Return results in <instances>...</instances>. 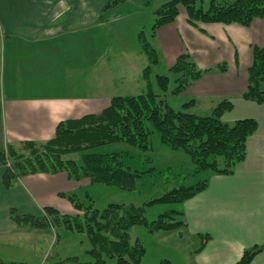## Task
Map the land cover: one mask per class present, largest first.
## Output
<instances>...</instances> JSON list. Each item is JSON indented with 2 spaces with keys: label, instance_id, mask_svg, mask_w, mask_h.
<instances>
[{
  "label": "crops",
  "instance_id": "0c3cea01",
  "mask_svg": "<svg viewBox=\"0 0 264 264\" xmlns=\"http://www.w3.org/2000/svg\"><path fill=\"white\" fill-rule=\"evenodd\" d=\"M147 1L0 0V152L9 144L49 140L61 121L99 113L114 96L145 91L143 71L149 59L139 39L138 44L127 43V28L121 24L152 10ZM166 1L153 0V9ZM145 24L133 27L137 38ZM108 26L115 35L110 49L99 41L106 40L103 30ZM152 41L169 68L183 53H189L202 69L225 62V71L203 73L190 86V93L211 98L212 107L229 98L233 108L222 115L225 122L253 118L258 124L247 139L246 157L235 171L207 173V188L179 203L186 222L184 235L155 234L170 252L165 257L159 253L153 264L164 258L173 264H236L246 249L259 245L263 249L250 264H264V102L242 97L253 48L264 46V19L257 18L250 25L199 22L195 26L181 8ZM3 173L0 161V179ZM91 184L89 178L73 180L66 172H58L30 174L14 187L2 188L0 239L6 240L0 248L14 252L21 247L23 251L27 244H20L19 239L20 245L14 244L11 237L43 236L52 230L15 223L13 209L41 215L46 206H52L73 214L75 206L61 194ZM206 234L210 238L197 251Z\"/></svg>",
  "mask_w": 264,
  "mask_h": 264
},
{
  "label": "trees",
  "instance_id": "16d2710c",
  "mask_svg": "<svg viewBox=\"0 0 264 264\" xmlns=\"http://www.w3.org/2000/svg\"><path fill=\"white\" fill-rule=\"evenodd\" d=\"M153 0L146 6L152 9L154 19L150 33L141 29L138 39L142 51L149 59L144 68L146 89L140 94L117 95L110 105L99 113L86 114L80 118L61 121L55 136L49 140L22 141L9 144L0 152L4 173L0 179V190L17 185L21 178L37 173L66 172L73 180L89 178L91 183L115 185L122 190H134L137 178L156 170H132L124 158L135 154L149 153L152 149L151 133L146 121L153 123L159 132L161 142L173 150L188 153L199 172L232 174L239 162L245 159L247 139L257 129L253 118L239 119L228 123L221 116L233 108L229 98H222L212 107L209 115H198L189 111L195 100L184 104L183 109H174L167 103L166 91L171 77L157 74L159 91L150 80L152 64L159 57L152 44L157 30L173 22L185 8L188 21L198 26L199 22L239 23L250 25L255 19H264V0H168L153 9ZM111 6V5H110ZM225 62L213 68L202 69L183 53L170 67L177 86L173 94L182 92L207 71H225ZM242 97L257 103L264 102V46H254L253 59L248 67L247 88ZM126 143L121 150L102 152L98 149L108 145ZM140 150V153L136 149ZM148 159V157H147ZM160 171V170H159ZM208 179L191 185H180L152 199L145 205L111 203L104 208L93 204L84 206L74 194H64L82 214H64L52 206H46L43 214H16L11 218L19 225L27 223L35 228L64 227L87 235L91 248V260H81L78 256L64 261L70 264H108L107 257H115L117 264H140L146 247L139 238L132 239L130 230L138 224L145 225L151 232H177L183 236L186 228L183 211L170 208L156 219L146 217V205L154 203H182L205 190ZM203 241L197 248L202 249L210 235H202ZM263 249V245L246 249L236 264H250L253 257ZM0 264H28L9 261L0 257ZM159 264H173L167 258Z\"/></svg>",
  "mask_w": 264,
  "mask_h": 264
},
{
  "label": "rangeland",
  "instance_id": "374dc122",
  "mask_svg": "<svg viewBox=\"0 0 264 264\" xmlns=\"http://www.w3.org/2000/svg\"><path fill=\"white\" fill-rule=\"evenodd\" d=\"M166 1V0H161ZM115 2H112L113 5ZM157 5V3L155 4ZM154 6V7H155ZM110 7V6H109ZM142 18H132L128 22L122 23L123 28H127L125 33V39L127 43L133 45L138 44L137 34H133V27L136 24H145L143 29L147 34L150 33V27L152 25L154 14L152 10L147 11ZM148 18V22H147ZM103 35L106 40H99L107 44L108 49L110 45H115L114 28L108 26L104 28ZM153 40V39H152ZM152 44L154 45L153 41ZM155 47V45H154ZM159 62L152 64V71L150 74V80L154 85V88L159 91L157 85V74L169 75L171 82L169 89L166 91L167 103L174 109H183L184 104L190 100H195L194 105L189 108V111L198 115H209L212 112L213 101L209 97L193 96L190 93V86L186 87L182 92L173 94L172 89L177 86V82L174 81V75L169 70V66L163 59L162 55L158 54ZM103 62L101 61L97 67L98 69ZM96 70V69H95ZM97 73V72H96ZM98 74V73H97ZM139 93V92H135ZM221 119L224 121L223 116ZM147 127L152 131L151 133V145L152 149L147 155L140 153V150L136 149L140 153L135 156H127L124 158L125 164L130 166L132 170L145 171L154 167L156 170L153 172L145 173L140 178H137L136 188L134 190H122L115 185H108L103 183H92L89 186L80 188L79 191L71 192L74 194L79 202L84 206L93 204L96 208H104L111 203H124V204H136L145 205L152 199L161 197L165 192L186 184L191 185L198 181L208 179L207 172H199L195 174V165L190 155L182 150H173L161 142L160 134L155 129L154 125L150 121H146ZM126 143H118L115 145H108L99 148V151H115L126 148ZM148 157V159H147ZM160 170V171H159ZM71 202V201H70ZM72 203V202H71ZM179 203L165 204L154 203L146 205V217L149 221L156 219L161 213L170 208H180ZM77 210V209H76ZM16 214H22V212L16 211ZM81 213L82 210H77L75 213ZM72 214V213H71ZM24 224V223H23ZM52 228L50 233L43 232L42 235H15L11 237L14 244H27L28 247L22 251L19 247L14 252H8L0 248V257H4L6 260H14L20 262H26L28 264H70L69 262H60L68 257L79 256L81 260H91V256L88 250L91 248L86 233L75 232L64 227H47ZM165 233V231H159ZM176 233L177 232H172ZM157 232H151L143 224L135 225L130 230L132 239L139 238L146 247V253L143 261L140 264H153L159 253L165 255L169 254V248L166 242L157 237ZM26 236V237H24ZM37 236V237H36ZM18 239L20 244H18ZM6 239H0V242ZM193 246V245H191ZM190 246V247H191ZM108 264H117L115 257H107ZM178 261V260H177ZM158 262L157 264H159ZM181 264V263H178Z\"/></svg>",
  "mask_w": 264,
  "mask_h": 264
}]
</instances>
